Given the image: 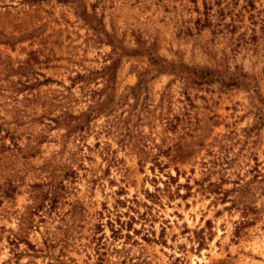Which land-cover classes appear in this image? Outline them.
<instances>
[{"label":"rangeland","instance_id":"obj_1","mask_svg":"<svg viewBox=\"0 0 264 264\" xmlns=\"http://www.w3.org/2000/svg\"><path fill=\"white\" fill-rule=\"evenodd\" d=\"M205 10L215 31L194 30ZM263 20L264 0H0V264H264V195L235 238L240 211L194 185L230 190L252 168L264 176V127L250 129L245 91L183 93L132 52L112 81L101 71L103 27L131 51L141 41L167 60L252 74ZM59 93L64 108L52 104ZM105 96L108 132L101 113L79 135L49 121L84 116Z\"/></svg>","mask_w":264,"mask_h":264},{"label":"trees","instance_id":"obj_2","mask_svg":"<svg viewBox=\"0 0 264 264\" xmlns=\"http://www.w3.org/2000/svg\"><path fill=\"white\" fill-rule=\"evenodd\" d=\"M84 13L85 16H88L86 11H84L83 14ZM203 15L204 18H195L193 20V25L195 26L194 30L201 31L205 27L207 28L211 26L212 30L214 29L213 31H215V27L217 26V24L211 22V20L208 19L206 10ZM261 25L262 38L264 39V24ZM101 35L104 38L103 44L108 45L110 47L109 55L107 57L109 60V64L104 65L101 69V71H104V73L107 70H110L109 74L106 76V81H112V79L114 78V70H116L117 66L119 65L121 59L124 58V56H129L131 54L130 52H132L133 55L142 54L148 57L150 64L156 68L155 72H157V74L160 73L171 76L167 86L171 83L178 82L180 85V89L183 91V93H187V90L192 86L201 87L202 85H214L216 86L218 91H225L229 89H241L245 91V93L247 94V99H249L250 101L251 114L253 118V123L250 129H259L261 127H264V95L259 86L260 82L262 83V81L264 80V53L252 54L253 56H255V58L258 57L259 60L260 58L262 59L258 62L259 65L257 67V70L252 74H249L245 71H242V69L236 65L230 67L228 64L224 65L218 61H216L215 63L208 62L206 64L187 65L180 60H167L163 57L155 55V52L151 51V48L141 41H137V47L132 49L131 51L129 49H125L121 45L119 40L111 32L105 30L103 27ZM253 37L254 36H251L249 41L246 42V45L251 44L250 41H252ZM29 55L30 60H36L34 53L29 52ZM22 71L23 73H26L27 71H29V68L23 67ZM100 72H90L87 75L77 74L75 78L81 81L85 79L90 81L89 76L93 74L98 75ZM136 78L137 80L135 83V87L138 88L139 85L143 82V77L137 75ZM47 82L48 79L44 78L41 82L36 81V85H41ZM20 85L22 87L21 91L30 89L27 83ZM63 89L66 92L69 88L64 87ZM29 94L31 93L29 92ZM30 96L31 98H27V96H24L23 99L25 101H33L28 99H35L34 101H37L38 97H36L35 95ZM52 99L53 105L58 108H62L63 105L60 100L69 99V97L67 93L65 95L59 93ZM103 99L105 100H103L102 104H99L96 109L90 108L85 112L84 116H82L83 114H81L78 117H72L59 110V114L58 116H56L57 119L51 118L49 119V121L54 124H58L61 128L68 131V133L75 134L77 132V134L79 135L84 130H88V122L90 120L95 119L98 116L96 114L101 113L103 117L106 118V120L104 121L103 128L106 129V132H108L109 128L112 126V124H108V115L111 113V110H109L108 107V96H105ZM168 99H170L168 93L163 94L162 92L160 94L159 103L161 104L163 101H165L168 104ZM15 120L17 121L16 118ZM247 131H249V129ZM139 141L140 138L138 142ZM157 151L158 154H166V152L161 151L160 148H157ZM155 156H157V154ZM233 159L234 158H230L228 162H225L224 164L228 166ZM251 171H253L254 173L249 179L243 180L237 178L236 181L231 182L232 188L230 190H222L220 189V187L216 186V184H213L209 181L206 182L205 185L201 183L204 182L203 180H201L200 183L194 181V185H197L198 191L200 190L207 196L213 195V199L219 203L229 202V208H235L240 211V220L234 222L235 227L233 237L235 238L238 237L239 230L241 228L250 225L256 219L258 209L252 205V199L258 195H264V176H262L258 171H256L255 168H252ZM222 178V175H220L219 179L222 180ZM187 190L189 192L190 188L187 187ZM228 193H233L236 195V197L234 199L226 201V196ZM185 196L186 195H181L179 197L184 198ZM208 224V221H206V225Z\"/></svg>","mask_w":264,"mask_h":264}]
</instances>
